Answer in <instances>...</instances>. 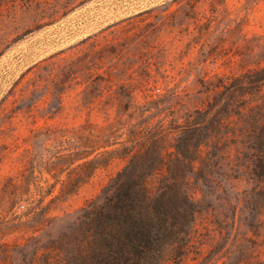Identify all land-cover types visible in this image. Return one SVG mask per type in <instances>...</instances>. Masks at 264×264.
<instances>
[{"label":"trees","instance_id":"16d2710c","mask_svg":"<svg viewBox=\"0 0 264 264\" xmlns=\"http://www.w3.org/2000/svg\"><path fill=\"white\" fill-rule=\"evenodd\" d=\"M247 46L240 73L196 78L192 107L173 103L179 83L138 102L123 82L95 95L103 122L32 128L0 176V264H264V57ZM17 148L0 142V165ZM116 159L97 196L61 211Z\"/></svg>","mask_w":264,"mask_h":264},{"label":"rangeland","instance_id":"374dc122","mask_svg":"<svg viewBox=\"0 0 264 264\" xmlns=\"http://www.w3.org/2000/svg\"><path fill=\"white\" fill-rule=\"evenodd\" d=\"M247 44L264 57V0H0V106L8 111L0 142L18 147L0 176L17 170L13 159L32 128L103 122V101L93 99L116 83L132 87L138 102L179 83L173 103L194 106L196 78L240 73L246 65L234 53ZM125 164L100 169L61 211L85 205Z\"/></svg>","mask_w":264,"mask_h":264}]
</instances>
